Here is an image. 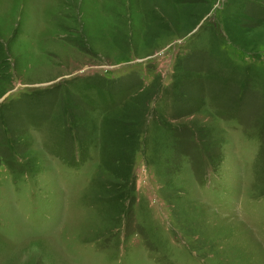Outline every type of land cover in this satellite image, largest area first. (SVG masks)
<instances>
[{
    "label": "rangeland",
    "instance_id": "obj_1",
    "mask_svg": "<svg viewBox=\"0 0 264 264\" xmlns=\"http://www.w3.org/2000/svg\"><path fill=\"white\" fill-rule=\"evenodd\" d=\"M0 264H264V0H0Z\"/></svg>",
    "mask_w": 264,
    "mask_h": 264
}]
</instances>
